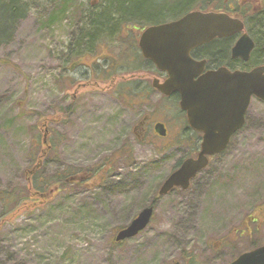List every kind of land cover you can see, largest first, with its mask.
I'll use <instances>...</instances> for the list:
<instances>
[{
	"label": "rangeland",
	"instance_id": "rangeland-1",
	"mask_svg": "<svg viewBox=\"0 0 264 264\" xmlns=\"http://www.w3.org/2000/svg\"><path fill=\"white\" fill-rule=\"evenodd\" d=\"M66 1L69 10L54 18ZM89 2L32 0L0 40V264H230L252 243L264 245V105L255 103L254 121L220 156L214 176L202 175L208 184L159 196L188 150L134 129L151 112L176 127L177 108L157 97L134 113L103 76L99 86L77 89L81 80L77 69L66 71L65 56L78 9ZM118 54L117 46L109 53ZM40 151L47 154L35 170ZM105 163L93 181L59 187L47 201L27 192L33 172L48 183L68 166L79 172ZM151 204L149 227L115 246L118 230Z\"/></svg>",
	"mask_w": 264,
	"mask_h": 264
},
{
	"label": "water",
	"instance_id": "water-1",
	"mask_svg": "<svg viewBox=\"0 0 264 264\" xmlns=\"http://www.w3.org/2000/svg\"><path fill=\"white\" fill-rule=\"evenodd\" d=\"M244 23L225 13L194 11L178 21L148 28L139 47L143 57L168 75L164 83L154 87L163 95L179 93L180 108L187 114L189 126L203 134L201 152L196 159H187L171 174L159 190L160 196L173 189L187 190L198 173L209 165V157L223 153L232 137L245 126V114L251 100L264 101V66L250 72H231L226 67L204 73L206 61H196L192 52L215 39L244 31ZM254 42L243 35L232 50L234 58L247 61ZM156 132L166 136L165 126ZM154 209L148 207L116 237L117 242L130 240L146 230ZM182 264V263H176ZM230 264H264V245L240 255Z\"/></svg>",
	"mask_w": 264,
	"mask_h": 264
},
{
	"label": "flooded vegetation",
	"instance_id": "flooded-vegetation-1",
	"mask_svg": "<svg viewBox=\"0 0 264 264\" xmlns=\"http://www.w3.org/2000/svg\"><path fill=\"white\" fill-rule=\"evenodd\" d=\"M98 2L99 0H90L89 4L90 6H93L96 5ZM195 11H200V10H195ZM263 11H264V0H244L241 4L238 5L231 4V8L228 11L226 10L221 12L213 11L216 13H225L232 18L239 19L244 23L245 27H244V31L241 33H237L235 35L226 38L215 39L209 43L199 46L197 49H195L192 52L191 56L194 60L206 61L204 73L208 71L218 70L219 68L222 67H227L231 72H235V71L250 72L257 67L264 66V62L258 64H254L253 62L252 57L256 52L260 51V48L255 38L256 35H253L252 32L253 30L252 31L250 30V26L248 24L250 21L254 22L255 16L261 14ZM191 12H187L181 15L179 18L170 20L168 22L151 24L141 30L136 28H127V29L120 28L119 30L122 31L123 35L120 36L115 35L112 37L114 39L116 38L120 40L118 41V43L116 41H113L116 42L114 46H113L114 44L113 42L104 43L103 45L100 46L101 50L99 52H98L99 49H97V46H95L93 50L86 51L82 54L77 55V77L81 80L78 83L77 89L89 88L92 87V85L93 87H97L99 86V81L97 79L98 76H103L105 80L109 82L108 83L109 90L114 92L116 96L121 98L122 102H124L130 108V110H133L134 113L140 111V110L135 111V109L141 107L142 105L144 106L148 105L150 102L155 103V98L157 97L163 99L164 102H166L169 105H172L173 107L175 106L178 107L177 117L179 118L180 122L177 123L176 127L169 126L167 122H165L164 120H157V121L154 120L153 114L155 112H151L149 114L142 115L143 117L141 116L142 118L139 120V123L134 129L135 132H138V137L140 136L139 132L144 135H147L148 132L151 130L152 133H155V135L160 138L163 139L172 138L173 140H175L173 147H175L176 149L177 147L179 148L185 147L188 150V154L183 156L182 159H180V161L177 162L172 173L179 170L185 160L196 159L198 157L199 153L201 152L203 134L193 130L189 126L187 114L183 112L180 108L181 97L179 93H172L171 95L166 96L163 95L159 90H157L154 87L155 81L164 83L168 79V75L166 73L159 71L150 60H147L143 57L139 47V42L142 34L148 28L178 21ZM201 12L206 13L209 11H201ZM125 30L129 31L130 36L128 37H130L129 41L132 40L131 42L123 40V37H125V33H124ZM133 33H134V37L131 36L133 35ZM245 34L248 35L254 42V48L251 51L250 57L247 61L243 60L241 57L234 58L232 56L233 48L241 39V37ZM78 39L79 38L77 36V42H79ZM109 40H113V39H109ZM115 46L120 48L119 49L120 53L125 52L127 54L126 57L129 59L127 63L128 66L119 67L117 71L114 72L115 61L112 58V56L109 55V53L110 51L113 50ZM227 46L229 48L227 51L228 55H225V52L227 50V49L225 50V48H227ZM211 48H217L216 55L215 53L212 52H210V55H208V50ZM133 50L135 53L134 56H133ZM203 51L205 52V54ZM226 57H228L229 62L231 63V65H233L232 67L225 65ZM89 59H94V61L88 63ZM107 59L108 61L106 62L104 61L105 65L102 64L99 65L97 63L99 60H107ZM110 62L111 65L109 66ZM121 70L126 71L123 76H119ZM94 73H96V79H94ZM86 79H88V81H86ZM255 103H260L264 105V101L256 97L252 98L249 108L245 114V126L243 129L238 131L232 137L227 149H229V147L231 146L233 139L247 129L248 123L252 119L254 121V116L250 114V111L253 108V106H255ZM159 124H163L165 126V130H166L165 137H161L156 132V127ZM222 154L223 153H220L212 157H209V165L203 171L197 174V176L191 181V185L196 180H200L201 183L205 182V184H208L210 180H207L206 182V180L202 178V175L207 173V179L208 178L211 179V177L214 176L215 174L214 167L217 166L220 160V156H222ZM77 185L82 186L83 181L77 179ZM178 190H182V189L175 188L170 193H174ZM149 207H153V209L155 210L154 204L149 205ZM263 213H264V209H263ZM253 221L258 222L256 219ZM123 229L124 228H122L121 230ZM121 230H118L117 234ZM239 234H240L239 236L241 237L242 236L241 233ZM116 237L114 238V242H113L115 246L125 245L126 241L117 242Z\"/></svg>",
	"mask_w": 264,
	"mask_h": 264
},
{
	"label": "trees",
	"instance_id": "trees-1",
	"mask_svg": "<svg viewBox=\"0 0 264 264\" xmlns=\"http://www.w3.org/2000/svg\"><path fill=\"white\" fill-rule=\"evenodd\" d=\"M31 1L32 0H0V40L10 35L19 19H24L25 13L31 6ZM243 1L244 0H99L96 5L90 6L89 4L87 10L78 9V33L67 46L65 62H71V65L66 68V71L75 72L77 69V55L86 51H91L95 46H97L99 52L101 50L100 46L104 43L113 41L118 43L120 40L112 37L115 35H123L122 31L119 30L120 28H136L141 30L151 24L164 23L177 19L181 15L195 10L228 11L231 8V4L238 5ZM68 5L69 2L66 1L63 3L62 8L56 9L54 18L57 19L59 15L61 16L63 13H66L69 10ZM248 24L250 30H253V35H256L255 38L260 48V51L256 52L252 57L254 64H258L264 62V11L255 16L254 22L250 21ZM77 36L79 42H77ZM228 49L227 46V48H225V55H228ZM210 52L216 55L217 48L209 49L208 55H210ZM134 55L135 53L133 50V56ZM126 56L127 54L125 52H119L118 58L114 60V72L117 71L119 67L128 65H122V61L129 59ZM225 63L226 66H233L229 62L228 57H226ZM175 108H177L178 111V107L175 106ZM48 122L50 121L45 120L44 124H48ZM44 145L45 142L41 144V146ZM46 154L47 151H40L35 170L41 167L40 163L43 161ZM107 165L108 163H105L103 166L92 167L89 170H80V173L77 172V169L74 167L68 166L64 171L51 176L47 180L48 183L43 181L45 178H40L37 173L33 172L30 174L28 180L27 192L32 195V197L37 198L38 196H42L38 197V199L44 198L47 201L56 189H60L59 187L76 184L77 179L83 181V184L94 180V177L100 171L107 169ZM252 244L254 248L258 247L255 242ZM188 264L192 263L189 262Z\"/></svg>",
	"mask_w": 264,
	"mask_h": 264
}]
</instances>
